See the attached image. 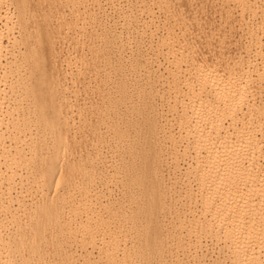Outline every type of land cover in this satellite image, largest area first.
Segmentation results:
<instances>
[{
    "label": "bare ground",
    "instance_id": "bare-ground-1",
    "mask_svg": "<svg viewBox=\"0 0 264 264\" xmlns=\"http://www.w3.org/2000/svg\"><path fill=\"white\" fill-rule=\"evenodd\" d=\"M48 1L50 3V0ZM48 1L43 2L48 3ZM175 1L173 3L177 4L180 0ZM185 1L190 2L192 0ZM216 1L220 6L218 9L224 14V16H221L224 21L223 27L215 28L216 30L212 31L213 33L211 32L209 35L207 33L204 36H202V29L204 28L199 31V27H202L199 24L200 22L198 23L200 26H196L199 30L196 29V31L202 33L195 32L197 36H193L195 33L191 35L189 33L190 25L186 22L187 19L184 20L185 14L183 15L181 11H177V8L173 5L172 8L175 7L174 12L179 13L176 12L178 17L171 21L173 27L178 28V33L174 29H170L172 27L168 25L170 28H164L165 36L161 34V37L158 34L159 37H154L156 38L154 44H156L152 48L153 54L160 55L162 58L160 60L164 61L165 67L163 69L164 74L167 76L162 73L156 76L155 81L158 78L162 80L161 77L166 78H164L166 87H163V91L157 93V95H153V90H147L144 86L131 88V84L122 78L121 69L127 65L123 60L125 58L122 56L123 44L119 43L118 45L117 42L115 46L113 45L116 57L112 60L117 59L121 62V68L116 69L117 74L114 73L115 76H118V79L111 76L117 80L112 86H107L111 83L110 78L108 80L105 78V82L99 80V84L101 86L106 85L107 88H113L111 92L116 91V97L112 100V93H109L110 90H108L105 93V98L108 100L105 99L107 104L105 102L106 105H103V107L97 105L94 114H101L102 121L105 120L106 116L118 118L117 122L110 124L111 132L118 138L114 148L116 151L128 154V157L121 158V160L119 155L117 157L119 162L117 161L118 164L114 168L117 173H123L122 180L120 179L116 183L122 185L124 191L122 197L118 200H114L115 198L112 197V199L106 201L104 198L103 202L100 200L103 192L98 194V189L95 186L92 189V185L97 180L98 182L105 181L109 177L104 173H100V171L99 174L95 173L97 165L103 162L99 158L101 151H94L100 145L96 143L101 139L98 133H94L96 135L95 148L93 149L94 156H91V153L88 157L80 156L82 158H79L78 156L79 160L77 158L73 161L67 160L69 152L77 145L72 140L74 134L72 135L73 138L69 135L72 128L70 126L73 123L71 118L75 115L73 114L75 112L72 113L71 111L72 99L69 100L67 97L70 90L66 88V85L65 88L60 85L62 78L60 79L61 76L58 78L59 72H56V68L55 73H50L44 69L46 67L44 65V55L46 54H44V51L41 52L38 49L39 47L35 48L34 43H32L33 47L29 46L27 48L26 73L16 76V88L15 86L9 88L11 89L10 92L12 91L11 93L17 95L16 102L18 106L14 109L18 114L12 116L10 120L0 115V195L3 194L4 190L6 191L4 194L6 197L1 196L5 198V201L4 203L1 202L2 205H0V264H18V262H21L19 264H43L45 260L52 263L57 258L60 259H57V262L61 263L64 254H66L65 260H67V257L69 258L70 253L73 255L74 253L75 255L78 254V252L73 251L72 253L70 251L72 250V244H75V239H80L78 243L81 242L82 246L80 244L75 245L81 246L80 251L82 253L87 245V248L92 246V249H96V252L94 251L95 256H89L90 258L86 257L88 256V250L84 251V255L82 254L83 256L86 255L85 261L83 260L84 264H92V262L94 264H117L119 259H121L122 264L127 259L130 262H135V264H167L168 261H162L163 256L172 255L169 253L174 251L172 247L175 248L176 245L177 247L192 246L194 251L190 257L196 259L193 262L200 264L197 260L203 257V253L199 254L201 250L199 253L197 250L201 248L199 247L201 245L199 240L203 236L204 238L210 237L211 240L214 238V242H222L223 247H221V250H223L224 257L221 255L223 258L221 261L224 264H264V0ZM1 2L0 82H3L1 77L5 79L9 73L10 75L13 72L15 73L17 67L12 62L8 63L7 59V61L4 60V52L7 47L3 43V38L14 27L9 22L12 20V15L10 16L7 13L3 15L4 13L1 12V10L3 11ZM188 2L186 3L188 4ZM14 3L17 5H15L16 10L14 12L17 21L22 23L20 25H26L29 22L27 17L30 11L28 0H16ZM168 3V0H134V8L137 5L139 11H136V14L134 13L133 20L136 22L142 16H146L149 22L141 29L144 31V28L146 30L152 27V31H155L154 27H157V30L162 25L159 26L160 21L156 20L159 15L156 14L161 12L160 10L168 8ZM193 4L191 3V5ZM127 7L129 8V6ZM179 10H181V7ZM174 12L171 11L167 17L170 16L169 19H171V14L173 15ZM195 13L198 12L195 10ZM85 14L86 17H91L87 13ZM96 14L98 15V13ZM196 18V22L203 20L202 18H200L201 20ZM165 22L163 21L164 24ZM185 22L188 24L186 25ZM207 27L205 28L207 29ZM151 29H148V31ZM187 30L190 35H187ZM113 31H107L109 34L104 32L102 36L99 34L101 36L99 38L114 42L116 36ZM230 33H233V36L236 34L238 40L235 39L237 40L235 41L227 37V34L230 35ZM152 34L149 36H154ZM198 34L202 35L199 36ZM6 36L8 37V35ZM151 40L147 42L151 43ZM35 46H37V43ZM92 48H94L91 49L92 51L87 49V51L92 52V55H90L91 61L87 60L88 63H86L88 69L92 68L90 71L93 69L99 71V68L105 69L106 66L112 65L108 61L111 58L108 56L110 52L108 48L103 47L102 44L93 45ZM145 50L144 53L149 54L146 53L148 49ZM50 55L53 56L52 52ZM148 56L150 57V55ZM2 58H4L5 64ZM53 58H55V55ZM53 60L56 62L57 58ZM141 60L137 63H131L130 66L134 69L143 67L142 65H145L147 57L145 62L144 59L142 61L144 64L141 63ZM113 61L111 62L113 63ZM150 61L151 59H149ZM54 62L52 61L50 64L51 67L55 65ZM84 62L81 66L84 65ZM147 64L149 63L147 62ZM151 65L150 63L148 68ZM155 70L149 68L147 73L152 76ZM94 71L93 74L98 77L99 72L94 73ZM61 72L64 73L65 71H60L59 75H61ZM101 73L104 75L106 72ZM110 74H108V77H110ZM108 81L109 83H107ZM103 83L106 84L102 85ZM47 84H52L55 87L54 90L48 91L46 89ZM2 86L3 84L0 85V111L3 109L1 108L5 98L3 96L7 94H5L6 87L3 86L2 88ZM60 86L63 89L59 88ZM132 91L147 94L148 100L152 96H156L159 98V102L157 105H154L153 102L133 104ZM103 93L102 91L100 95ZM74 94L75 90L73 96ZM75 97L72 100L73 104L77 103L75 100H78ZM98 97L100 98V96ZM102 98L99 100L102 101ZM128 100L131 103V108L128 112L122 113L119 108L121 102ZM8 102L11 101L8 100ZM22 102H25L26 105ZM98 103L100 102L98 101ZM115 103H117L116 107H114ZM165 103L168 105H166L168 112L170 110L174 111H170L171 114L174 113L171 116L172 119L166 120L170 123L168 126L165 125L168 122L162 123L163 119L167 118L164 115L167 111L164 112L162 107ZM144 106L146 107L145 114L141 112ZM64 108H67L66 111L61 112ZM82 114L83 112L81 115L78 114L77 117H82ZM4 118L7 123L3 121ZM77 121L75 120V122ZM3 122L7 125L2 127ZM85 122L90 126L91 122L87 120H84L83 126H85ZM81 125L80 128H84ZM69 136L72 138L70 141H68ZM164 143L169 148H178L180 145L178 147L177 145L182 144V147H184L183 155L187 154L191 157V160L193 159L192 166H190L191 170H187L194 178V186L191 183H186L185 189L182 190V187L180 190L179 188L178 192L180 191V193L177 192L179 197L173 198L174 200L170 198L173 203H181L178 198L188 199V202L181 203L180 206L178 204L177 209L173 208L174 211L178 210L179 212L175 213L180 215L175 216V213H172L175 218L177 217L175 224L174 221L172 222L174 224L173 231L175 229L178 231H175V234L172 231V235L171 232L168 234V228L167 232L165 231V228L169 224L171 227L172 223L170 222L167 226H164L165 223L160 222L157 215L165 210L164 197L167 188L171 191L170 188L177 185L178 180L175 176L177 179L170 180L171 184L168 183L169 187H167L165 183L169 179L160 176V173L158 174L155 171L154 166L161 163V158L164 161L162 156L166 149L163 148H167L161 147ZM27 152L30 155H27ZM45 152L47 154H44ZM177 160L179 161V159ZM178 161L175 164L179 163ZM171 162L174 163L173 158ZM39 164L42 165V169L36 170V166ZM176 166L178 167H174L179 169V164ZM18 170H20V173ZM185 174H188L186 170ZM15 176H19L17 180L19 184L25 180L28 181L27 186L25 184L27 187L24 190L25 194L22 193L25 195L23 196V199L25 198L23 202H21L22 200L18 202L17 194L15 193L14 196L10 190L13 185L18 184H16V178L14 179ZM163 178H166V180L164 179L166 182ZM185 179L187 180V178ZM4 184L6 185L4 186ZM65 190L68 193L66 194L67 200L74 202V198L77 199L74 206L72 203L70 204L69 200L65 199L64 194L66 192L63 193ZM93 190L97 193L95 194ZM108 190L107 193H110ZM175 190L174 193H176ZM55 192L56 194H54ZM92 192L95 194L94 196ZM60 193L64 195V198ZM27 194L28 196H26ZM103 197H106L104 193L102 200ZM63 200L69 202L67 204L70 206H66V209L63 207ZM125 201L134 206L127 209L123 205ZM15 202H18L19 205L18 203L16 205ZM172 207H170L171 210L167 208L169 213L170 211L173 212ZM17 210L22 213L18 219L14 217ZM84 213L86 218L76 222L77 219L82 218L81 215ZM165 213H167V210ZM7 218L10 220L9 225L4 224ZM11 224H15V227L9 230L8 227ZM7 225L8 227L5 229ZM124 230H126V233H124ZM177 234H179V238L175 237ZM170 236L178 239V243L175 242L177 243L175 247L167 242L171 238ZM101 237L102 239L104 237V240ZM98 240L104 242L100 243ZM127 240L131 242L127 244L126 242H129ZM65 246L68 247L67 251L69 249V253L66 252ZM45 247L48 249L47 256L42 254ZM78 247H74L75 251L76 249L79 250ZM58 248L65 250L63 256H61L62 253L57 251ZM92 249L90 248L91 252H93ZM78 256L80 257V254ZM65 260L64 262L67 263ZM57 262L53 263L57 264ZM190 262L192 261L190 260L187 264H190ZM217 262H220V260H217Z\"/></svg>",
    "mask_w": 264,
    "mask_h": 264
},
{
    "label": "rangeland",
    "instance_id": "rangeland-1",
    "mask_svg": "<svg viewBox=\"0 0 264 264\" xmlns=\"http://www.w3.org/2000/svg\"><path fill=\"white\" fill-rule=\"evenodd\" d=\"M0 1H2L1 2V6H2V9L4 11L3 12L1 10V12L4 13L3 15H5L6 13L7 14H10V16L12 15L11 16L12 20L9 21V22L12 23L13 24V27H14L13 30L10 33L6 34V35H8L9 38L6 35H5V38H3V43H4V45L6 44L5 47H7V49L4 52L5 57L3 55V57L5 59L2 58V60L3 59L4 60L7 59L8 61L7 60L6 61L8 63L12 62L13 65L17 67L16 72L15 73L13 72V74L11 73V75H13V76H11L10 73H9L8 76L5 79L3 77H1V80L3 82H0V85L3 84L4 88L6 87L5 94L7 93L6 95L9 97V99L3 93L5 95V96H3V97H5L4 98V103H5V101H6V103L4 104L2 102L3 103V106L1 108H3V109H1L0 115H2L3 117H5L7 120H10V118H12V116H14V115L16 116V114H18V113H16V110L14 109V107L16 108L18 106V103L16 102L17 95L15 93H11L12 91L10 92L11 89H9V88L11 86H15V85L17 86V83H16L15 79L18 77V74L24 75L26 73V69H27L26 52H27V48L29 46H32V43H34L35 45L37 43V46H35V45H33V46L35 48L39 47L38 49L41 50V52L44 51V54L46 53L44 55V60H45L44 61V65L46 66L44 69L47 70V71H49L50 73H55V71H56L55 68L57 69L56 72H59V73H60V71H65L66 73L65 72L64 73L61 72V75H59V73H58V78L60 76H61L60 79L62 78L61 80L59 79L60 82H61L60 85L62 87H64V88H65V85H66V88L68 90H70L68 92L69 94L67 93V97H68L69 100L70 99L73 100V97L74 96H76L75 99H78V100H75L77 103H74V104H73V101L71 100V105H72L71 108L73 109V110L71 109V111H72V113L75 112V113H73L75 115L72 114L73 116H72L71 119H72V122L73 123L71 122L72 124H71L70 127H72V128H71V130L69 132V135H71V137H72V135L74 134L73 137H74V139L75 138L76 139L74 140V139H72L73 137L71 138L70 136H69V139H68V141H70L72 139L74 141V143L77 144L76 146H78V147L75 148L76 147L75 146L74 149H72V151L69 152L70 154H68L69 156H68L67 160L73 161V160H75V158L78 159V156H79V158H82V157H85V156L88 157L89 154L91 155V153H92L91 156H94L93 155L94 154V151H97V152H100L101 151L102 154L100 152L99 158L101 159V162L102 161L103 162L102 163H99L97 165L98 167H96L97 170H95V173L96 174H99V171H100V173L106 174L107 177L108 176L110 177V175H112V174L114 176L113 177L111 176L110 178L109 177L108 178L106 177L107 180H105V181H99L98 182V180H97L92 185V189H94L93 186H95L98 189V190L96 189L98 191V194H100L101 192L104 193V196H106V197H103V200H102L103 193H101L102 196L100 195L101 196V199L100 200L103 201V202H104L105 199H106V201L107 200L109 201V199H112V197L115 198L114 200H118L119 198L122 197L124 191H123V188L121 187L122 185L120 186V185H118L116 183L118 182V180H120L121 178H123L122 177L123 173L122 172H120V173L118 172L117 173L116 172V169H114V168H116V166H117V164L119 162V159L117 158V157H119V155H120V157H119L120 160H121V158L128 157L127 156L128 154H126L125 152H123L124 153L123 154L122 152L116 151V149L114 148V144H115V142L117 141L118 138H117V136L114 133L111 132V130H110V124L117 122L118 121V118L115 117V116H106L104 118L105 120L102 121L101 118H100V115L101 114L100 115L98 114L99 116L97 114H94L96 107L101 106V105H102L101 107H103V105L105 106L107 104L106 101H108V100L105 98V93L108 92V90H110L109 93L111 92V90H113V88L112 89L109 88V87L107 88V86H112L117 81L116 79L112 78L111 76L116 77L118 79V76H115L114 73H116L115 71H116L117 68H119V67L121 68V65H120L121 62L118 61L117 59H115L114 61L112 60V58L114 59V57H116V54H115L116 52L113 49L114 48L113 45L115 46V44L117 42H118V45H119V43L123 44V46H122L123 47L122 48L123 50L121 49L122 50V56L125 58L123 60H124V62H126L127 65L124 66L121 69L122 78L125 81H127L128 83L131 84V88H135V87H138V86L139 87L140 86L141 87L144 86V88L147 89V90L152 89L153 90V93H152L153 95H157V93H160V92L163 91V87L164 88L166 87V85H164L166 78L165 77H161L162 80H159V78H158L159 81L158 80H156L158 82L155 81L157 75H160V73H162V74L165 73V71L163 69L165 67V65H164V61L162 62V60H160V59H162L160 57V55L157 56L156 54H153L152 48L156 44V43L154 44V41L156 40L157 37H159V35L161 37H162V35L163 36L166 35L164 28L168 27V25H170L172 27V28H170V26H169L168 28L174 29V31L178 33V31H177L178 28L176 29L175 26L173 27V22H172L174 18H177L178 17V14L177 13H179V12H177V11H181L183 13V15L185 14L184 15L185 19L184 20L186 21V19H187L186 22H188L189 25L191 26V28H190V26L188 25L189 26V33L191 35H193V33H195V32H197V33H202L203 32V35L202 34H200V35L198 34L199 36H201V35L204 36L207 33H208V35L211 34L212 31L214 32L217 28L221 27L222 24H223V22H224L223 19H222V17H221L222 15L224 16V14L222 13V11H220L218 9L220 7L218 5V2L216 0H213V1L212 0H196V1L195 0H192L193 2L192 1L188 2V1H185V0H180L176 4V3H173V1H175V0H168L169 1L168 5H167L168 8H165V10H160L161 12H157L158 14H156L157 16L159 15V17H157L159 20L157 18H156V20L158 22L160 21L159 26L162 24L161 27H158L157 30H156L157 27H154V30L155 31H152L153 30L152 27H149L148 28V29H151L152 28L149 31H148V29L145 30V28H144V31H143L141 28L145 24H148L149 19L146 16L145 17L142 16L143 18L142 17L139 18L136 22L133 20L134 15L139 11V9L137 8V5H136V8H134L135 7L134 0H50V3H49L48 0H46V1H48V3L43 2L45 0H42V1L41 0L40 1L39 0H28V2L30 4V5L28 4L30 11H29V15L27 17L29 19V22L26 25H24V24L23 25H20L22 23L19 22V21H17V18L14 15V12L16 10L15 7L17 6L16 5L17 2L14 3L16 0L15 1H13V0H4V1L3 0H0ZM126 1H127V3H125ZM129 2L131 4L132 3L133 4L131 5ZM186 2H188V4ZM191 3L192 4L194 3V4L191 5ZM173 5L177 8V11H176L177 13L174 12L175 7L172 8ZM127 6H129V8ZM178 7L179 8L181 7V10H179ZM199 8H200V11H199ZM136 9H138V10H136ZM195 10H196V12H198L197 14L195 13ZM171 11H173L174 14L173 15L171 14L172 18L169 19L170 16L169 17H167V16L171 13ZM215 11H217V12H215ZM92 12H93V14L95 13L94 14L95 17L93 16ZM85 13H87V15L88 16H91V17H86V14ZM96 13H98V15ZM192 14L194 15V17H193ZM198 14H200V15H198ZM64 15H66V16L65 17H62ZM195 15L196 16L198 15L197 17H199L198 18L199 20H201L200 18H202L203 20L196 22V20H195L196 16ZM175 20H177V19H175ZM163 21L164 22L166 21L165 24L163 23ZM70 23H71V25H70ZM188 23H186V25ZM198 23L201 24V26H202V27H199L200 30L196 28V26H200ZM163 25H165V26H163ZM100 26H101V28H100ZM205 27H207V29ZM202 28H204V29H202ZM191 29H192V31H191ZM196 29L199 30V31H201V29H202L203 31L202 32H199V31H196ZM111 30H114L113 32H114V35L116 36V41L111 42L110 40H102L101 38H99V37L102 36V34L104 32L106 34H109V32H107V31H111ZM144 32H146V33H144ZM189 33H188V30H187V35ZM197 33H195L196 35L194 34L193 36H197ZM150 34L154 35V36H151L153 38L152 40H151V37L149 36ZM230 35H232V36H230ZM230 35L227 34V37H229L231 39H234V40L237 39L236 38V34H234L235 36H233V33H230ZM154 37H156V38H154ZM233 37H235V38H233ZM149 40H151L153 42V44H152V42L151 43H148L147 41H149ZM237 40H235V41H237ZM100 44H102L103 47L108 48L110 50V52L108 53V56L111 57V58L108 61H110L109 63H111L112 65H108V67L106 66V68H105L106 70L105 69H102V68H99L98 69L99 71H97L95 69H93L92 71H90V69H92V68L89 67L90 69H88V64H86L91 59V56L90 55H92L91 54L92 52H90L89 50H91V49L93 50L94 49V48H92L93 45H100ZM149 44H150L151 47L149 46ZM89 46H91V48H89ZM38 49H36V50H38ZM87 49H89V50L87 51ZM145 49L146 50L148 49L147 50L148 52ZM52 50H54L55 52L53 53ZM144 50L146 51V53H149V54H145L144 53ZM51 52H52L53 56L50 55ZM88 52H90V54H88ZM141 53L143 54V57H142V54ZM54 55H55V58H53ZM145 55H147L146 56L147 57V61L146 62H145V59H146ZM148 55H150V57ZM56 58H57V60H55L56 62H54L53 59H56ZM143 59H144V62H145V65H142L143 67H137L136 69H134L133 67L130 66L131 63H137V62H140V60H141V63L144 64V62H142ZM149 59H151L150 62H149ZM4 60H3V62H4ZM52 61L55 63V65L53 64L54 66L51 67L50 64L52 63ZM82 61L83 62L85 61L84 62V65H82L83 68L86 67L85 69L81 68L82 67L81 64H83ZM111 61H113V63ZM57 62H58V64H57ZM147 62L149 64H147ZM5 63L6 62H4V64ZM66 63H67V65H66ZM150 63L152 64L151 65L152 67L150 66L149 68H153V70H155V68H159L158 70L157 69L155 70V73H157V74H155V73L153 74L152 73V76H150L149 73H147V71L149 70L148 65H150ZM145 66H147V67H145ZM61 67H62V69H61ZM58 68H60L61 70L58 69ZM64 68H65V70H64ZM147 68H148V70H147ZM100 69L104 70L106 73H104V71H102ZM58 70H60V71H58ZM108 70H109V72H108ZM93 71H94V73H96V71L99 72V74L97 73L98 74V77H97L96 74H93ZM101 72H103L104 75ZM109 73L112 74V75L111 74L109 75L110 77H108V74ZM63 74H65V75H63ZM63 76H65V77L67 76V78L65 79V77H63ZM164 76H166V75L164 74ZM101 77L104 78V79H102ZM105 78L107 80H108V78H110L109 81L111 83H113V84L109 83V81H108L107 83H109V84H107V86L104 85L106 83H103L102 85H104V86H101V84H99L100 83L99 80L102 81V82H105V80H106ZM66 81H67V83H66ZM98 84H99V86H98ZM3 86H2V88H3ZM16 86H15V88H16ZM61 86L59 88L63 89ZM54 88L55 87L52 84H47V86H46V89L48 91H52V90H54ZM74 90H75V94L76 95L74 94V96H73ZM101 90L104 92L102 94L104 96V98H102L103 96L100 95L102 93ZM137 92L138 91H132V100L134 101L133 104H136V103L137 104H140V103H145V102H147V103L148 102H153L154 105H157L158 104L159 98H157L156 96H152V98L150 100H148L147 94H145V93H137ZM10 93L12 94V96H11ZM111 93H112L111 94V99L113 100L114 97H116V91H113ZM69 95H70V97H69ZM98 96H100V98ZM101 98L103 99L102 101L99 100ZM105 99H106V101H105ZM8 100L11 101V102H8ZM12 100H13V102H12ZM14 100H15V102H14ZM2 101H3V99H2ZM98 101L100 103L102 102L104 104H102V103L100 104V103H98ZM105 102H106V104H105ZM22 104L26 105L25 102H22ZM130 104L131 103L129 102V100L128 101L121 102V105L119 107L120 108V111L122 113L128 112V110L131 108L130 107ZM166 105L167 104L165 103L162 106L164 112L168 110V108L166 107ZM116 106H117V103L114 104V107H116ZM145 106H146V104H145ZM145 106L141 109V112L143 114L146 113V107ZM11 107H13V108H11ZM154 108L155 109H158L157 107H154ZM165 108H167V109L164 110ZM12 109H14V110L12 111ZM66 109L65 108L62 109L63 111L61 110V112H65ZM170 111L171 112H174L172 110H170ZM170 111L169 112L167 111V112L164 113V115H166L165 117H167L168 119L167 118L163 119L162 123H167L169 121V119H172L171 116H173L174 113L171 114ZM17 112H19V111L17 110ZM82 112H83L82 117L81 116L77 117L78 114L81 115ZM5 118H4L3 121L7 123V120ZM85 118H87V119H85ZM77 119H78V121H77ZM153 119H154V117H153ZM75 120L77 122H75ZM84 120H87V121L91 122L90 123V126L87 125L86 122H85V126H83ZM166 120H168V121H166ZM4 122L2 123L3 124L2 127L4 125H7ZM73 124H75V125H73ZM168 124H170V123L168 122L165 125L168 126ZM80 125L83 126L84 128H82V127L80 128ZM90 129H91V131H90ZM4 130H5V127H4ZM94 130H96V131H94ZM130 132L132 133V130ZM94 133H98L99 134V137L101 139L98 142H96V143H98L100 145L93 151V149L95 148L94 141H96V135ZM92 134H93V136H92ZM87 135H89V136H87ZM84 141H86V142H84ZM82 143H84V144H82ZM164 145L162 144L161 147L162 148L163 147L169 148V146H167L166 143H164ZM179 145H180V147H178ZM182 146H183L182 144H178L177 145L178 148H169V149L163 148V149H166L163 152L164 154L162 153L163 154L162 157H164V161H163V158H161L163 162L161 161L160 164L157 163L154 166L156 173H158V174L160 173V176H163V177L165 176L166 178L169 179V180L167 179L168 181L166 182L165 181L166 178H163V180L165 179L164 182H166L165 185L167 184L166 185L167 187H169L168 186V183H170L169 182L170 180L171 181L172 180L174 181V179L176 177L178 178L177 183H176L178 186L177 185H173L172 188H170L171 191H169V188H167V192H166V195L164 197L165 200L163 199L165 201V204H166L164 212H166V210H167V213H169L168 212V209L171 210L170 207H172V205H173V207H172V211L173 212L170 211L169 214H167V213L164 214V212L162 211L163 213L161 212L160 214H157L158 217H159V219H160L159 221L160 222L162 221L163 224L165 223L164 226H167V224H169L170 222L172 223L173 221H174V224H175L176 218H177V217L175 218V216H178L180 214L179 213H175L178 210L174 211V209H177L178 204L180 206L181 203H184L186 201L188 202V199L185 200V198H183L184 199V201H183L182 198H178L179 200L178 199H175V200H178L179 202L181 201V203H178V202H174L173 203V201L170 200V198L171 199L177 198V196H178L177 192H178L179 188H180V190H181L182 187H183L182 190L185 189L186 183H191L192 186H194V184H195L194 183V178H192V176L190 175L191 173L189 174V171L191 170L190 166H192V163H193L192 160L193 159L191 160L190 159L191 157L189 155H187V154H184L183 155L182 152H183L184 147H182ZM74 150H76V151L74 152ZM106 152H108V153H106ZM28 153L29 152H27V155H30V153L29 154ZM44 154H47V153L45 152ZM116 155H118V156H116ZM121 155H123L124 157L121 156ZM185 155H187V156L185 157ZM80 156H82V157H80ZM100 156L101 157L102 156H105V157L104 158L103 157L101 158ZM174 156H175V161H174ZM179 156H180V158H179ZM113 157H114V159H113ZM176 157H177V159H179V161L176 159ZM172 158H173V162L174 163L171 162L172 161ZM176 161L179 162L177 164H179V169L180 170L178 168H175V167H178V166H176L177 164H175ZM43 168L45 169V167H43ZM39 169H42V165H40V164L36 166V170H39ZM185 170L188 172V174H185ZM19 171L20 170H18V172ZM180 174H182V175H180ZM181 176H183V177H181ZM185 178H187V180ZM191 178H192V180H191ZM14 179H15V181H17L19 179V176L18 177L15 176ZM180 179H181V181L182 180L183 181L181 182ZM189 179H190V181H189ZM18 182L19 181H17L16 184ZM27 183H28V181H26V180L23 183H21V184L18 183L15 186L10 183L11 185H13V187L10 189L11 190V193L14 194V196L17 194V200H18V202L21 201V200H22L21 202H23V200L25 201V198L23 199V196H25V195H23V194H25L24 190H26L25 187L27 186ZM25 184H26V186H25ZM5 185L6 184H4V186ZM174 186H175V189L176 190L174 189ZM134 189H136V188H134ZM173 189L175 190L176 193H174V190ZM107 190L110 191V193L108 192L109 194L107 193ZM111 191H112V193H111ZM172 191H173V193H172ZM20 192H21V194L22 193L23 194L21 195ZM5 193H6V191L4 190L3 191V194L0 195V205H2L1 202L4 203V201H5V198H4V197H6V195H4ZM63 193H65L64 194L65 195V199L67 200V198H66L67 197L66 194H68L67 193V190L63 191ZM96 193L97 192H95V194ZM167 193H168V195H167ZM178 193H180V191ZM54 194H56V192ZM95 194H93V192H92V195L93 196ZM172 194L174 195V197H173ZM60 195H63V194L60 193ZM64 195H63V198H64ZM1 196H4V197H1ZM26 196H28V194ZM107 197H109V198H107ZM75 199L76 198H74V200H73L75 203L74 202H71L68 199L69 202H70V204L72 203L73 206L76 204V201H77V199L76 200ZM64 201L65 200H63L62 202H64ZM164 201H163V203H164ZM167 201H169V203L171 202V204L172 203L173 204L171 205V204L167 203ZM18 202H15V204L18 203ZM69 202H64L63 203L65 205V206L63 205V207L65 209H66V206L67 207L70 206V205H68ZM65 203L66 204L68 203V204L66 205ZM129 204H131V203L130 202L128 203V201L127 202L125 201V203L123 205L126 206L127 209L129 207L131 208V207L134 206L132 204L131 205H129ZM167 204H169L170 207H168L169 205H167ZM18 205H19V203H18ZM15 213L16 214L14 215V217L16 219H18L22 215V213L20 211H18V210L15 211ZM172 213H175V216ZM81 216H82V218L81 219L80 218L77 219L76 222H79L80 220L86 218L85 213L83 215H81ZM171 217H172V219H171ZM173 217H174V219H173ZM8 218H10V217H8ZM7 219L5 220L6 223H4V224H8L9 225V221L10 220L9 219L7 220ZM172 224H171V227L169 226L170 225L169 224L165 228V231L167 230V228L169 229L168 230V234L171 232L170 233L171 235H172L173 232L175 234V231H177L176 229H175V231H173L174 230L173 229L174 228V224H173V226H172ZM8 225L5 227V229H7ZM14 227H15V224H11V226H9L8 229L9 230H12V229H14ZM169 227L172 228V229H170ZM124 233H126V230H124ZM178 235L179 234H177V236H175V235L174 236L177 238ZM174 236H173V238L170 236L171 238H169V240L167 242L168 243H171L170 245L175 247V245L178 243V241H177L178 239L175 238L176 239L175 240L174 239ZM101 239H102V237H101ZM99 240H98V242H100V243H103L104 242V241L102 242V241H99ZM102 240H104V237H103ZM78 241H80V239L79 240L75 239L74 243L75 244H80L82 246L81 242L78 243ZM127 241H129V240H127ZM215 241H216V239H215ZM130 242L131 241L126 242V243L128 244ZM175 242H177V243H175ZM199 242L201 244L199 247H201V248H199V250H197V252L199 253V251L201 250L199 254L203 253V257L200 260L198 259L197 262H199L200 264H202V263L203 264H215L217 262V260L218 261L220 260V262H217L216 264H218V263L220 264L221 262H223V261H221V259L223 260L222 256L224 257L223 250H221V247H223L221 241H219V243H218V241L217 242H214V238L211 240L210 237H208V238L205 237L204 238V236H203V237H201V239L199 240ZM75 244L74 245L72 244V246H71V249L72 250H70V251H72V253H73V251L74 252H78V254L76 253V255H75V253H74V255H73V254L70 253V255H72L73 257L71 256V259H70V255H69V258L67 257V260H65L66 259L65 258L66 254H64V256H63V253H65V250H66L67 253L70 252L69 249H68L69 252L67 251V248L68 247L65 246L66 248H65V250L63 249L64 251L58 248L57 251H59L60 253H62L61 256H63L61 258V260H63V261H61L62 264L63 263H65V264H84L83 263V260L85 261V256L86 255L83 256L84 255L83 253H84V251H87V250H88V256H86L87 258H90L93 255L95 256V254H96L95 253L96 252L95 250L96 249H92L93 247L91 245H89L91 247H88V248H87L88 245L85 246L84 248H86L87 250L86 249L83 250V253H82L80 251V249H81L80 247L81 246L80 245H75ZM70 245H71V243H70ZM75 246L76 247L79 246L78 247L79 250L76 249V251H75V248H74ZM176 247H177V245H176ZM176 247L175 248L172 247V250H174V251H171V253H169V254H172V255H169V256L168 255H165V256H163L164 258H163L162 261H164V260L166 262L168 261L169 264H187L191 260L192 262H190V264L191 263L192 264H198V263L193 262V260L196 261L195 258L194 259H191V257H190L191 254H192V252L194 251L193 250L194 248L192 246L183 245L181 247H179V246L177 248ZM90 248L93 250V252H91ZM90 252L93 253V254L91 255ZM158 252H161V251H158ZM42 254H43V256H47L48 249L46 247L43 249ZM79 254H80V257L78 256ZM81 256L84 259H82ZM167 256H168V258H166ZM57 259H54L55 261L53 260L52 263L53 262L56 263L57 262ZM68 259H69V261H68ZM58 260H60V259H58ZM64 260L67 261V263L64 262ZM124 262L126 264H135V262H130L128 259H127V261H123V264H125ZM157 262H158V260H157ZM168 262H167V264H168ZM19 263H21V262H18V264ZM52 263L49 262L48 260H45L43 264H52ZM55 263H53V264H55ZM61 263H58L57 262V264H61ZM120 263H121V259L118 260V263L117 264H120ZM225 263H226V261H225ZM92 264H94V263L92 262ZM154 264H158V263H154ZM221 264H224V262L221 263Z\"/></svg>",
    "mask_w": 264,
    "mask_h": 264
}]
</instances>
